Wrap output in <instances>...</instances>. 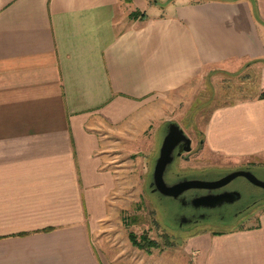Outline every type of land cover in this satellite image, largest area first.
Wrapping results in <instances>:
<instances>
[{
  "label": "crops",
  "instance_id": "obj_1",
  "mask_svg": "<svg viewBox=\"0 0 264 264\" xmlns=\"http://www.w3.org/2000/svg\"><path fill=\"white\" fill-rule=\"evenodd\" d=\"M243 65L258 94L264 0H0V264H151L95 236L117 188L108 134L141 150L131 142L152 116L164 122L167 94ZM200 142L262 154L264 97L213 108ZM181 249L189 264H264V212Z\"/></svg>",
  "mask_w": 264,
  "mask_h": 264
},
{
  "label": "rangeland",
  "instance_id": "obj_2",
  "mask_svg": "<svg viewBox=\"0 0 264 264\" xmlns=\"http://www.w3.org/2000/svg\"><path fill=\"white\" fill-rule=\"evenodd\" d=\"M125 17L128 16H123L120 12L116 15L118 22L127 19ZM256 81L257 69L243 65L232 73L216 70L200 75L170 92L164 99V107H160V111H165L164 122L159 117L152 116L150 128L136 134L131 142L135 148L139 147L141 150L125 149L126 139L130 135L127 138L125 134L116 138L108 134V152L112 166L116 169L117 188L113 194L110 214L100 223L99 231L95 235L105 250H112L123 259H141L151 264H160L162 261L165 264H177L180 260L185 261L183 264H189L181 246L192 233L203 230L226 231L255 224L258 214L264 212V203L260 210L243 220H216L205 222L203 227L181 231L175 228L171 218L173 204L164 199L160 203L156 202L154 196L147 192L146 183L168 121L177 123L190 138V150L176 157L166 171L174 170L178 176L207 173L213 177L226 170L247 166L252 168L251 172L255 177L264 181V152L252 158L226 157L206 151L200 142L205 122L212 109L256 96ZM154 108L156 110L158 106L155 105ZM232 185L242 195L259 193L258 189L247 185L240 177ZM128 232L133 233L138 240L139 235H146L156 245L151 246L149 252L137 248L130 244ZM96 243L98 244L97 240Z\"/></svg>",
  "mask_w": 264,
  "mask_h": 264
},
{
  "label": "flooded vegetation",
  "instance_id": "obj_3",
  "mask_svg": "<svg viewBox=\"0 0 264 264\" xmlns=\"http://www.w3.org/2000/svg\"><path fill=\"white\" fill-rule=\"evenodd\" d=\"M177 147L174 149L173 160L178 157L176 155ZM172 160V161H173ZM236 169H247L251 172L252 168L247 166L236 168ZM228 171L222 172L217 176H211L207 173H201L192 176H178L174 170L165 171L163 175V179L167 184L176 182L182 178H196L201 180H214ZM252 173V172H251ZM253 174V173H252ZM240 177L247 185L251 186L252 188L258 189L259 193H248L246 195H242L241 191L232 185V182L237 178ZM231 179L225 185L214 188V189H205V188H191L183 192L176 198L168 197L159 194L158 192L152 189V185L150 184L151 177H149L146 183V189L149 194L154 196L156 202L160 203L162 199L166 200L173 204L174 208L171 212V218L175 224V228L181 231H190L197 227H203L205 222H212L216 220H235V219H245L251 214H255V212L259 209L261 205L264 203V190L261 187L253 185L249 181H247L242 176H237ZM221 191H237L239 193V197L230 202H222L218 205H194L190 202L191 199L198 197L204 194H216Z\"/></svg>",
  "mask_w": 264,
  "mask_h": 264
},
{
  "label": "water",
  "instance_id": "obj_4",
  "mask_svg": "<svg viewBox=\"0 0 264 264\" xmlns=\"http://www.w3.org/2000/svg\"><path fill=\"white\" fill-rule=\"evenodd\" d=\"M177 147L176 155L181 152L190 150V138L182 131V129L173 121L165 124L164 133L161 138L157 155L153 161L150 172L152 189L161 195L176 198L191 188L214 189L228 183L231 179L242 176L247 181L261 187L264 190V181L255 177L247 169H234L228 171L221 177L214 180H201L196 178H182L176 182L167 184L163 175L169 164L172 162L173 151ZM239 197L237 191H221L216 194H204L190 200L194 205H218L222 202H230Z\"/></svg>",
  "mask_w": 264,
  "mask_h": 264
},
{
  "label": "trees",
  "instance_id": "obj_5",
  "mask_svg": "<svg viewBox=\"0 0 264 264\" xmlns=\"http://www.w3.org/2000/svg\"><path fill=\"white\" fill-rule=\"evenodd\" d=\"M136 15H137L136 11H131L128 13L129 18L135 17ZM257 97L259 98L264 97V90L260 91L257 94ZM127 236H128V239L131 245L137 248H141V249L143 248V250L146 252H149V249L151 246L156 245L153 240L149 239L148 237H146V235H143V234L138 236L140 240H138V238L131 232H128ZM166 244H169V243H166Z\"/></svg>",
  "mask_w": 264,
  "mask_h": 264
}]
</instances>
